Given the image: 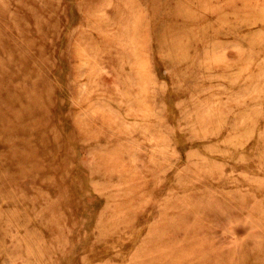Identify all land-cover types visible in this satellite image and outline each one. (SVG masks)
<instances>
[{
    "label": "rangeland",
    "instance_id": "obj_1",
    "mask_svg": "<svg viewBox=\"0 0 264 264\" xmlns=\"http://www.w3.org/2000/svg\"><path fill=\"white\" fill-rule=\"evenodd\" d=\"M0 264H264V0H0Z\"/></svg>",
    "mask_w": 264,
    "mask_h": 264
}]
</instances>
